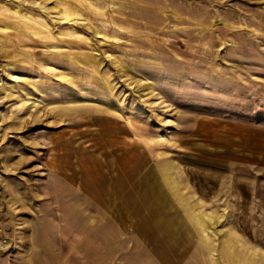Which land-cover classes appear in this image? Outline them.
Wrapping results in <instances>:
<instances>
[{
    "label": "rangeland",
    "instance_id": "374dc122",
    "mask_svg": "<svg viewBox=\"0 0 264 264\" xmlns=\"http://www.w3.org/2000/svg\"><path fill=\"white\" fill-rule=\"evenodd\" d=\"M0 235V264H264V0H0Z\"/></svg>",
    "mask_w": 264,
    "mask_h": 264
},
{
    "label": "crops",
    "instance_id": "0c3cea01",
    "mask_svg": "<svg viewBox=\"0 0 264 264\" xmlns=\"http://www.w3.org/2000/svg\"><path fill=\"white\" fill-rule=\"evenodd\" d=\"M139 189L137 192V195L139 197L141 196H156V199H158V202H162L165 198H166V191H165V186H163L162 183H149V185H144L142 186V184H139ZM116 185H105V184H100L99 186H96V189L94 191L95 186L93 185H89V187L85 190V195L88 197L89 201V205L90 208H92V204H93V196L95 198H97V200H95L97 203H99L101 206H107L108 209H117L118 207L113 205V202H111V200H109V198L115 196V195H119V196H123L125 193L123 192L122 188L121 189H117ZM142 187V188H141ZM100 201H99V200ZM163 231V232H162ZM155 234L158 235H174L173 231L167 230V229H162V230H157L155 232ZM176 234H181V231L178 233V231L175 233ZM170 243V242H168ZM172 245V242L170 243ZM162 245V244H161ZM122 248V247H121ZM120 244H116V245H112L110 247L108 246H104L103 244H100L99 246L96 245L94 246V244L92 243H85L84 244V248L82 250L85 251V253L83 254V260L85 261V264H109V259L107 258V254H103V253H98V252H103V251H119L120 249ZM76 248H73L71 250H74ZM154 249L157 250H171L172 247L171 246H167V240H166V245L164 246H154ZM81 250V249H80ZM94 252V253H93ZM118 257V255H117ZM110 261H114V264H119L120 261L118 259H112ZM119 262V263H118Z\"/></svg>",
    "mask_w": 264,
    "mask_h": 264
},
{
    "label": "built area",
    "instance_id": "2783aa9c",
    "mask_svg": "<svg viewBox=\"0 0 264 264\" xmlns=\"http://www.w3.org/2000/svg\"><path fill=\"white\" fill-rule=\"evenodd\" d=\"M11 247H13V243L0 235V254L9 251Z\"/></svg>",
    "mask_w": 264,
    "mask_h": 264
}]
</instances>
